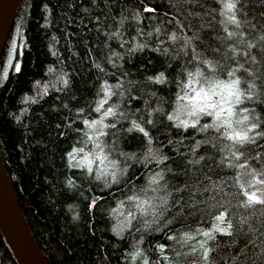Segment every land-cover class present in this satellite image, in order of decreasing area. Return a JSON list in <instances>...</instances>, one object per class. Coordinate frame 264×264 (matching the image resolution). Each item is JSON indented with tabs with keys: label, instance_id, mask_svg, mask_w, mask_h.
Segmentation results:
<instances>
[{
	"label": "trees",
	"instance_id": "16d2710c",
	"mask_svg": "<svg viewBox=\"0 0 264 264\" xmlns=\"http://www.w3.org/2000/svg\"><path fill=\"white\" fill-rule=\"evenodd\" d=\"M227 2L20 1L0 56V152L49 264H264V204L245 195L264 199L253 179L264 178V137L240 148L223 129L201 131L211 117L184 129L173 114L199 69L238 78L245 95L234 120H249L233 126L264 132V0H236L232 13ZM161 72L164 82L148 79ZM157 173L163 180L151 184ZM132 196L168 203L153 215ZM0 264H15L1 237Z\"/></svg>",
	"mask_w": 264,
	"mask_h": 264
},
{
	"label": "snow or ice",
	"instance_id": "6c2138e0",
	"mask_svg": "<svg viewBox=\"0 0 264 264\" xmlns=\"http://www.w3.org/2000/svg\"><path fill=\"white\" fill-rule=\"evenodd\" d=\"M225 8L228 10V12L232 13L234 9L236 8V0H228V2L224 5ZM146 11H152V9H146ZM232 23L236 24L237 27L239 26L238 21L236 20L235 15L229 17ZM151 35V33H149ZM231 36L232 33H229ZM171 39L175 40L176 36L175 33L171 36ZM139 48H143L144 45H137ZM135 51V48L132 49ZM167 51V49H165ZM208 68L211 73L216 72V68L212 66L210 61H202ZM229 77H233L235 73L233 71H229L227 73ZM188 80L186 82H183L182 84V95H178V100L183 101L184 103L181 104V108L185 109L187 111V115L191 117H196L197 119L193 122L189 123L187 120H180L179 124H177V127H183L184 129H187L189 127L195 128L199 124V117L200 116H208L211 117L212 122L211 123H205L201 131H207L208 129L215 128L217 132H221L223 129L222 135L225 139L232 141L233 145H239L240 148H243L245 145L248 144H254L256 143V140L258 137H264V132L257 131L256 136H250L249 133L254 131L255 129H258L260 125L256 123H252L249 127H247L245 130H237L234 128V123L236 124H244L249 120V116L244 115L242 119H235L234 117H237V111L236 108L238 105L242 104L244 101L242 97L245 95V93L240 89L239 85L241 81L236 79L231 80H221L218 76L215 75H206L204 72L200 71L199 69L193 73L188 72L187 73ZM149 80H152L156 83H162L164 82V73L161 72L157 76L148 77ZM67 83V81H65ZM105 95L110 96L113 93H111L107 86L104 87ZM251 98L250 96L248 97ZM103 103H107L106 100L101 102V106ZM97 111H100V109H96ZM242 112H248L249 110L247 108L241 109ZM113 109L110 107L105 112V115H114ZM169 120H173V116L168 117ZM85 123H88L85 121ZM102 123V121H93L90 127L94 126L95 124ZM148 123H152L151 120L148 121ZM133 128L138 130L139 132L143 133V135L148 139V142L151 143V138L149 136V133L142 127L139 123H137L135 120L132 121ZM107 127V126H106ZM111 127H115V125H111ZM132 129H129L131 131ZM101 135H106V133L101 132ZM98 148L101 146L98 144ZM75 151H83V149H74ZM101 151L103 149L101 148ZM237 152H239V155L237 156V159H239L240 156L244 155L242 151L237 149ZM236 155V153H233ZM70 156L73 155V153H69ZM97 159H101L99 156L96 157ZM103 159H107V156L103 157ZM165 159H167L165 157ZM85 160H87V157H85ZM90 163V162H89ZM113 163V167H115V162ZM241 167H244V165H241ZM88 171L91 173L92 169L91 167L88 168ZM105 175H111L113 177V180L115 181L116 173L113 171L111 173H104ZM261 177H264V173L259 174ZM253 179L256 183L264 184V178L256 180L255 176H253ZM160 180H163V176L160 173H157L155 176H153L150 179V183L154 185H158ZM251 186V185H249ZM155 191V189H153ZM247 196V205H253V204H264V199H261L256 195L255 192H252L251 194L245 193ZM130 201H133L136 204V207L140 209L142 212L145 211L144 205L147 204L148 208L153 210V215H156V210L158 208L163 207L164 205H167L168 201L166 198H161L162 204L160 205H154L151 200L147 201H141L138 196H132L128 198ZM162 214V213H161ZM129 215H132L133 218H135L133 213H129ZM217 221H220L221 223L224 221L225 216L224 213H220L215 217ZM232 225L229 222V228H231ZM215 231L220 232L222 234L231 235V232L228 231V229L220 228L217 226L215 228ZM203 235L209 237L210 239H214L209 232L203 233ZM171 238V237H170ZM161 247V251H163V246ZM201 247L204 248V245L201 244ZM211 251V249L204 248V258L205 260L208 259V253ZM144 264H148L147 261L144 262Z\"/></svg>",
	"mask_w": 264,
	"mask_h": 264
},
{
	"label": "water",
	"instance_id": "95a60500",
	"mask_svg": "<svg viewBox=\"0 0 264 264\" xmlns=\"http://www.w3.org/2000/svg\"><path fill=\"white\" fill-rule=\"evenodd\" d=\"M21 0H0V56ZM0 237L15 264H49L15 193L0 152Z\"/></svg>",
	"mask_w": 264,
	"mask_h": 264
},
{
	"label": "rangeland",
	"instance_id": "374dc122",
	"mask_svg": "<svg viewBox=\"0 0 264 264\" xmlns=\"http://www.w3.org/2000/svg\"><path fill=\"white\" fill-rule=\"evenodd\" d=\"M231 80V79H230ZM184 102L183 101H180V100H177L176 102V106L174 108V111H173V114H178L179 115V118L180 119H185L187 121H192V120H195L196 117H191V116H188L187 115V111L185 109H182L181 108V104H183ZM239 119H242L241 117H239ZM83 160V163L84 161L85 162H88L89 161V158H87V160H85V158L82 159ZM91 161V160H90ZM99 171L100 174H104L106 171H103L104 170V164H101L100 167H99Z\"/></svg>",
	"mask_w": 264,
	"mask_h": 264
}]
</instances>
